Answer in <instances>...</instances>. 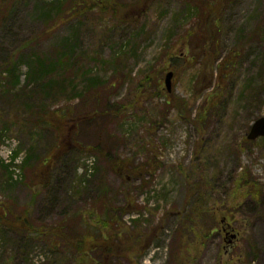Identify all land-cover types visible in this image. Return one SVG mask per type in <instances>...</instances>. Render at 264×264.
<instances>
[{"label": "rangeland", "instance_id": "374dc122", "mask_svg": "<svg viewBox=\"0 0 264 264\" xmlns=\"http://www.w3.org/2000/svg\"><path fill=\"white\" fill-rule=\"evenodd\" d=\"M213 2L8 0L1 7L0 204L16 215L30 208L35 232L0 228V264H84L69 245L83 239L85 225L99 248L119 236L123 255L114 264H264V138L247 139L264 116V0H222L218 13L208 8ZM139 3L141 12L128 17ZM40 61L47 70L37 76ZM172 95L188 101L190 122L171 107ZM51 112L64 116L62 131L40 125ZM82 114L94 117L74 123ZM60 136L72 154L57 161ZM92 155L97 169L83 186L78 169ZM50 159L46 190L41 171ZM119 160L149 167L121 176ZM196 182L206 185L201 204ZM196 204L205 210L197 252L182 223ZM65 224L70 241L46 231ZM182 234L191 247L186 260L187 253L176 258ZM90 255L98 261L97 251Z\"/></svg>", "mask_w": 264, "mask_h": 264}, {"label": "trees", "instance_id": "16d2710c", "mask_svg": "<svg viewBox=\"0 0 264 264\" xmlns=\"http://www.w3.org/2000/svg\"><path fill=\"white\" fill-rule=\"evenodd\" d=\"M109 1V0H106ZM159 1V0H157ZM8 3V0H0V9L1 7L5 4ZM62 4V3H61ZM96 7V6H95ZM208 8L211 12L214 13H218V12H222V8H223V3L222 0H218V2H213L211 4H208ZM110 10V8H108L107 6L104 7V10ZM143 9V5L139 3L137 8H133V9H128L126 12V15L128 17H134L135 15H137L138 13L141 12V10ZM103 10V9H101ZM115 13V11H114ZM113 13V15H114ZM214 41V40H212ZM201 44H205V55L207 56L208 53H210V50L207 49V45H209L208 41H204ZM200 47H198L199 49ZM206 59H210L212 61V57L210 55H208L206 57ZM217 60L218 57H217ZM223 61L220 62V64H222ZM44 62L40 61L38 64V67L36 69V73L37 76L40 75V71H38L40 68L42 70V72H46V67L44 66ZM231 63H229L228 61H226L225 65L228 67ZM55 65V64H54ZM220 67V66H219ZM34 71H32L31 73H33ZM42 74V73H41ZM14 82H16L14 85H19L20 84V78L18 76H15V80ZM96 82V81H95ZM169 104L171 105L172 108H174L176 111H178L179 114H182V119H184L185 121H189L190 122V104L188 103L187 100L177 97L175 95H172L170 97L169 100ZM55 112H51V113H45L44 115H41L39 117V123L40 125L44 126L45 128H55L58 129L59 132L60 130L62 131V124L64 123L63 117H59V119H56L55 117ZM94 117L93 115H89V114H85L82 116L77 115L75 117H73L74 119V123H84L85 120H88L90 118ZM197 122V121H196ZM205 119H198V124L203 123L204 124ZM61 124V126H59ZM59 126V127H58ZM62 134V133H60ZM63 136V135H62ZM61 137V136H60ZM62 144H68V141H66V139L64 137H61V144H60V148L62 151H60L58 153V155L56 157H54L57 161L59 160H64V159H68L67 157L69 155L72 154L71 151H68V149L66 147H62ZM66 148V149H65ZM98 148L93 149L92 151L97 150ZM20 154L19 150H16L14 152V156L13 159H16ZM34 157L33 154L32 156H30V158H28L26 161H24V165L25 164H30L33 161ZM52 162H54V160L50 161L51 163V167L42 170L41 172V181L40 184H42V187L44 189H49V180L51 178V173L54 171V168L52 169ZM23 165V166H24ZM5 167L8 169V165H5ZM10 167V166H9ZM118 167V168H117ZM117 171L119 175H124V172H128V173H134L133 175H140V174H144L145 171H147L146 168H148L149 166H146L144 168H133L132 166H130V164L127 161H123V160H119V163L117 164ZM115 168V169H116ZM189 172L187 174L189 180H190V169H188ZM124 171V172H123ZM195 187V189H194ZM191 189H194V194L197 195L198 200H200L199 204H201V199L200 198H204L207 195L206 193V185H204V183H199L196 182L194 185H192ZM190 192V191H189ZM259 195V193H258ZM31 209H24L22 211V213H20L19 215H16V211L12 208V207H7V206H2L0 204V228L3 229L4 232H2L1 234L3 235L4 233H16L18 235H23L25 232L26 233H30L31 231L35 232V229L30 221V211ZM111 209L109 207H104V214L106 215V218H111ZM125 211V209H124ZM205 214V210L203 207H199L197 204L194 206L193 210H191L188 214L183 216V221L182 223L184 224V227L187 230H189V233L191 231L192 233V237L196 240L195 236L197 238H199V236H201L202 231H203V225L201 224L203 221V216ZM13 217V221L9 222V218ZM83 221V220H82ZM190 225H192V228L190 227ZM85 228V235L83 236V239H81L79 242H77L76 244L73 243V240H71L70 243V247H72V249L74 250V252L76 254L81 255V262L84 264H114L112 259L113 257L119 258V256L123 255V252L121 251V247L119 246V236L117 234H115V237L112 239L111 242H107L104 241L101 246V248H99L97 245L94 244V241L91 240L90 238H87L86 235L88 234H95V231H93L92 227H89L87 225L84 226ZM68 226L67 224L61 226L59 229H47L46 231H49L50 234H54V236H58L59 238L66 239V241H70V238L72 237V233L67 234L65 232H67ZM24 231V232H23ZM125 235H131L132 236V231H125L124 233ZM41 235H43V233H41ZM70 235V236H69ZM195 235V236H194ZM208 234L205 235V238L207 237ZM184 235L182 234L180 236V241L178 243V248L179 250L177 253V257L178 260H183L182 256L184 254H188L185 257V260L187 259V257L190 255V251H191V247L190 244L187 245V247L184 244ZM196 243L194 245H192V250H194L195 252L198 251V247L196 246V244L198 243V245L200 244L199 241H195ZM143 244V239H141L139 241L138 246H142ZM97 251V256L96 258H98V261L94 259L93 255H90L92 252ZM184 260V262H185Z\"/></svg>", "mask_w": 264, "mask_h": 264}, {"label": "water", "instance_id": "95a60500", "mask_svg": "<svg viewBox=\"0 0 264 264\" xmlns=\"http://www.w3.org/2000/svg\"><path fill=\"white\" fill-rule=\"evenodd\" d=\"M174 77L173 72H169L165 78V84L167 87L168 92L172 91V80ZM260 137H264V117L258 119L252 126L250 133L248 135L249 140H256ZM232 238H236L233 236Z\"/></svg>", "mask_w": 264, "mask_h": 264}, {"label": "built area", "instance_id": "2783aa9c", "mask_svg": "<svg viewBox=\"0 0 264 264\" xmlns=\"http://www.w3.org/2000/svg\"><path fill=\"white\" fill-rule=\"evenodd\" d=\"M88 164L90 165V168H91L94 165V162L92 160H89ZM90 171H91V169H90Z\"/></svg>", "mask_w": 264, "mask_h": 264}]
</instances>
